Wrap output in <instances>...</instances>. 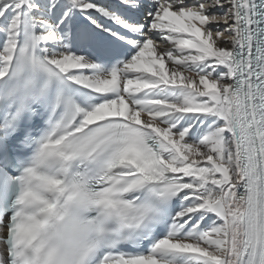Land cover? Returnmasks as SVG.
<instances>
[{"label":"snow or ice","instance_id":"6c2138e0","mask_svg":"<svg viewBox=\"0 0 264 264\" xmlns=\"http://www.w3.org/2000/svg\"><path fill=\"white\" fill-rule=\"evenodd\" d=\"M0 264H264V0H0Z\"/></svg>","mask_w":264,"mask_h":264}]
</instances>
